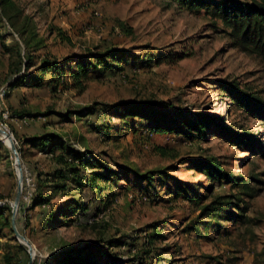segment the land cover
<instances>
[{
  "label": "rangeland",
  "instance_id": "374dc122",
  "mask_svg": "<svg viewBox=\"0 0 264 264\" xmlns=\"http://www.w3.org/2000/svg\"><path fill=\"white\" fill-rule=\"evenodd\" d=\"M11 3L3 6L0 0V65L6 61L2 43L21 42L16 29L22 25L27 35L34 36L32 45L38 44V63L46 56L63 61L69 56L103 53L107 47L129 51L115 62L121 68L94 72L83 91L73 88L65 77L68 84L56 92L21 86L23 92L13 100L5 95L17 147L31 124L25 123L30 116L20 117L14 110L25 109L41 119L50 115L53 133L78 149H90L114 171L111 183L100 182L107 185L104 205L86 188L82 197L89 206L88 216L65 213L52 223L49 214L78 201L81 190L71 186L69 194H55L50 204L33 207L32 200L26 199L29 186L24 179L16 226L34 245L33 264H46L54 253L88 243L108 247L122 264H264V119L237 106L221 90L224 83L235 81L264 99V60L233 46L221 22L216 28L205 12L192 13L170 0ZM10 15H16V29ZM147 101L161 109L162 119L177 113L173 120L164 119L167 129L180 127L184 119L204 112L223 117L224 124L238 131L256 133V149L232 145L215 129L207 139L192 141L171 129L151 132L144 119L125 118L113 108ZM89 108L93 112L84 116ZM81 110L83 117L78 119ZM63 114H70L71 120ZM0 139V264L5 255L12 257L13 264H27L30 253L25 245L26 251L20 248L23 244L12 219L17 165L7 139L1 134ZM160 146L166 155L160 153ZM200 156H215L227 170L243 175L255 188L254 196L241 194L230 184L213 183L193 169L189 159ZM21 158L24 178L29 175L35 184L30 187L32 192L37 174L57 167L38 148L28 146ZM148 172L154 177V187L141 177ZM182 190L200 196L199 204L180 195ZM218 196L233 197L234 202L244 199L238 202L247 206L243 222L201 217L202 205ZM206 221L213 224L206 226L210 223ZM195 226L200 230H194ZM154 231L160 234L148 244L147 234ZM115 240L123 244L110 248L108 243ZM97 263H105V256Z\"/></svg>",
  "mask_w": 264,
  "mask_h": 264
},
{
  "label": "trees",
  "instance_id": "16d2710c",
  "mask_svg": "<svg viewBox=\"0 0 264 264\" xmlns=\"http://www.w3.org/2000/svg\"><path fill=\"white\" fill-rule=\"evenodd\" d=\"M177 3L192 13L205 12L211 19L213 25L218 28V22L224 27L232 41L233 46L244 52L254 54L264 60V0H170ZM12 4L11 0H2V5ZM10 15V23L13 28L16 27L15 17ZM125 29V23H120ZM16 29V28H15ZM20 35V40L12 45L6 42L2 43V51L9 55V69L7 72L8 88L25 86L33 89L49 87L52 91L60 90L65 83L64 78L71 80V86L79 91L85 89L86 83L93 77L94 72H105L108 69L121 68L118 63L129 51L117 47H107L103 53L85 54L82 56H69L63 61L50 57H43L41 61L36 62L37 46L32 45L34 36L27 35L25 25L16 29ZM27 35V36H26ZM69 39V37H67ZM70 40V39H69ZM145 60L143 59V63ZM68 64H71L69 66ZM103 66V67H100ZM222 91L227 92L237 106L245 109L252 116L264 119V99L255 95L253 92L242 89L236 82L224 83ZM9 96V93L6 94ZM114 110L122 114L123 117H139L146 121L145 127L151 132H159L163 129L173 130L182 135L187 141L207 139L213 132H218L220 138L232 145L243 146L249 151L256 149L258 137L256 133L249 130L238 131L230 125L224 124L223 117H215L204 112L195 113L193 117H188L182 121L180 127H164L163 121L173 120L177 113L169 111L172 116L164 117L159 109L150 101L140 104H117L113 106ZM171 109V107H169ZM84 110L78 112V119L83 117ZM20 117L35 116L25 111V109L14 110ZM93 111L89 108L84 114L87 116ZM167 112V113H169ZM65 118L71 120L70 114H63ZM133 127V125H132ZM21 143V144H20ZM24 146L38 148L45 154L52 157L57 167L51 172H39L36 178V188L33 192L32 206H43L50 204L55 194H69L71 186L81 190V197L78 201H72L64 205L61 210L53 211L48 216L49 223L59 220L63 214H77L88 216L89 206L84 202L82 193L86 188H90L103 204L104 191L107 183H111L112 173L114 171L98 155H95L90 149H78L71 143L64 141L61 137L51 132H44L40 135L21 140L18 144V150L24 157ZM3 142L0 140V161L2 159ZM161 154L166 155L164 147H158ZM192 168L204 174L211 182L219 184H230L238 187L241 194L254 196L255 188L252 187L243 175H236L227 170L222 161L215 156H200L189 159ZM152 173L148 172L141 175L149 181V185L154 187ZM104 181V186L100 182ZM111 186V185H108ZM148 187V189H151ZM179 194L189 198L192 202L199 204L200 196L189 193L188 190H182ZM233 197L226 199L225 196H218L212 201L205 203L201 208V217L210 218V220L238 221L243 222L247 206L241 207L238 202L244 201L241 197L234 202ZM104 205V204H103ZM206 226L213 224L212 221H206ZM199 231V227L193 228ZM160 233L154 231L147 234L148 244L154 243V237ZM114 242V243H111ZM110 248L122 245V241H110ZM20 248L26 251L24 245ZM99 244L88 243L82 246H74L54 253L46 260V264H101L97 263L99 258L105 256L103 264H122L123 260L113 256V254ZM149 253L150 251H145ZM29 263V261H28ZM27 263V264H28ZM2 264H13L12 257L4 256ZM35 264V263H34ZM144 264V263H140Z\"/></svg>",
  "mask_w": 264,
  "mask_h": 264
},
{
  "label": "water",
  "instance_id": "95a60500",
  "mask_svg": "<svg viewBox=\"0 0 264 264\" xmlns=\"http://www.w3.org/2000/svg\"><path fill=\"white\" fill-rule=\"evenodd\" d=\"M0 133L9 135L12 139H11V145H10V149L15 157V164L17 165V176H18V188H17V195L13 201V224H14V229H15V233L17 235L18 240L20 241L21 244L25 245L28 248V251L30 253V261L28 264H33V261L35 259L36 256V250L34 248V245L32 244V242L24 235L22 234L17 226H16V215H17V211H18V207L20 204V199H21V195L23 192V185H24V177H25V171L23 168V164H22V158L20 155V152L18 150L17 144L14 140V138L12 137L11 134H9L4 128H2L0 126ZM1 140V139H0Z\"/></svg>",
  "mask_w": 264,
  "mask_h": 264
},
{
  "label": "crops",
  "instance_id": "0c3cea01",
  "mask_svg": "<svg viewBox=\"0 0 264 264\" xmlns=\"http://www.w3.org/2000/svg\"><path fill=\"white\" fill-rule=\"evenodd\" d=\"M5 56H6V61L4 62L3 65H0V86H3V85L8 86V82L6 80H7V72L9 69V60H8L9 55L5 54ZM21 88H25V87L20 86V87H15L13 89L8 88V93L10 94L11 100L14 99V97L16 96L15 95L16 93H18L19 91H22ZM44 88H46V87H44ZM47 88H49V87H47ZM31 89H33V88H31ZM15 106L18 107L19 105L15 104ZM19 107H23V105H20ZM52 112H54V111H52ZM49 117H51V116L50 115L45 116L44 118L41 119L40 117L30 116L29 119H27L28 121L24 120V121H26L25 123L29 122L31 124V127L28 128L27 131H25V133H23V135L25 134V137H23L22 140H25L26 138L33 137L36 135H40V134L47 132V131L48 132L52 131L51 133H53V131H54L53 125H52V122L49 120ZM40 120H42V121H40ZM65 141L68 142V139H65Z\"/></svg>",
  "mask_w": 264,
  "mask_h": 264
},
{
  "label": "built area",
  "instance_id": "2783aa9c",
  "mask_svg": "<svg viewBox=\"0 0 264 264\" xmlns=\"http://www.w3.org/2000/svg\"><path fill=\"white\" fill-rule=\"evenodd\" d=\"M7 92V87L6 86H1L0 87V126L4 128L9 134L12 135V137L15 140L14 134L9 126L8 121L12 119L13 115L11 110L6 106L5 103V95ZM26 183L29 186V189L27 190L26 194V199H31L33 196V192L30 187H34V183L32 182V179L30 176L26 175Z\"/></svg>",
  "mask_w": 264,
  "mask_h": 264
},
{
  "label": "bare ground",
  "instance_id": "6f19581e",
  "mask_svg": "<svg viewBox=\"0 0 264 264\" xmlns=\"http://www.w3.org/2000/svg\"><path fill=\"white\" fill-rule=\"evenodd\" d=\"M0 134L7 139V142L9 143V146H10L12 138L9 135L3 134V133H0Z\"/></svg>",
  "mask_w": 264,
  "mask_h": 264
}]
</instances>
